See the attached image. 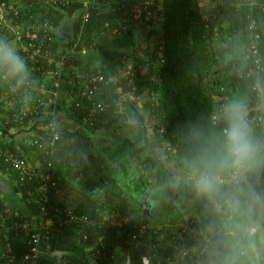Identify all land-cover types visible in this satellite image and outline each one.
<instances>
[{
    "label": "trees",
    "instance_id": "16d2710c",
    "mask_svg": "<svg viewBox=\"0 0 264 264\" xmlns=\"http://www.w3.org/2000/svg\"><path fill=\"white\" fill-rule=\"evenodd\" d=\"M252 2L210 0L208 8L203 11L195 0H153L148 4L142 3L141 10L136 11L134 4L126 0H97L84 24L81 20V0H57L51 7L52 2L46 5L48 8L39 22H47L55 29L64 16L76 14L73 30L76 37L80 34L76 52L84 47L98 48L109 24L121 23L130 32L135 22H141L140 26L145 28L146 33L142 35V43L155 36L157 65L156 70L150 68L147 75H142L140 66L143 61L133 53L125 64V69L132 65L130 83L126 87H122L121 77L113 78L107 72L100 71L106 79H110L107 84L102 83L101 90L92 99L79 93L71 106L73 114H78L77 122L82 124V132L61 128L51 147H46L43 141L41 146H33L43 164L52 162L50 181L55 184L50 188L51 207L69 211L73 217L71 219V215L65 212L60 214L53 210L44 217L52 219L53 224L43 229V235L48 239L49 255L39 259L41 264H55V258L50 255L54 253L61 256L59 264H112L115 263L116 249L139 263L143 257H147L149 264H169L174 261H179V264H197L195 256L188 254L183 257L181 253L185 246L199 247L201 242L198 239L201 237L192 238L190 231L181 226L174 230L168 229L161 240L150 228V225L159 223L157 220L163 222L161 194L157 193L159 189L151 187L150 179L157 177L156 161L162 163V167L170 163L185 174V161L192 157L197 144L209 138L215 130L212 113L230 100L221 87L222 79H230L234 88H240L248 95L245 102L249 105V119L252 120L254 134L264 139V98L253 89L257 81L264 84V71L258 76L250 72V68L255 70V59L250 50L253 36L249 31L251 21L257 19L260 21L257 24L260 31H264V0ZM20 12L17 16L13 15L14 19L11 18L13 23L22 21ZM157 26L161 28L159 32ZM0 29L2 36L5 27ZM259 29L257 32L260 34ZM49 36L56 37V31H49ZM217 36H222L225 50L215 44ZM73 42L69 41L70 49ZM50 43V51L56 52L59 43L55 40ZM20 54L24 55L22 50ZM215 65L219 67L215 69ZM261 65L264 67L263 62ZM78 69L72 68L67 78L70 82L71 79L74 81L72 87L68 84L72 94H76L79 88L84 89L77 83L76 72L81 71ZM30 73V79L38 80L40 77L39 72L30 69ZM37 80L35 83L40 86ZM5 85L2 84L3 89ZM119 89L126 94L143 95V111L146 113L144 115L133 106L132 116L136 122L125 123L123 127L117 125L118 120L113 115ZM214 95L217 96V104L213 101ZM35 97V92H32L29 100L31 108H34ZM92 100L107 107L92 113ZM124 101L129 103V98ZM255 113L262 118L261 121ZM146 120L152 123L151 142L146 130L143 131L142 144L141 141L136 145L122 141L119 133L123 135L137 131ZM39 122L34 123L33 128ZM9 124L17 127L14 122ZM102 128L113 134L112 139L90 131ZM113 140L117 143L116 147L111 145ZM146 144L152 155L150 152L144 153L148 147ZM0 145L16 151L10 144L8 147L0 142ZM48 151L51 153L47 154ZM4 164L18 183L20 197L16 201L23 205V209L20 214L11 215L14 217L11 229L0 231V244L10 245L15 252L12 264H18L19 256L28 250L25 243L27 231L23 229V224L28 223L32 228L34 222L41 220L40 206L34 198H39L43 179L34 176L20 183L18 173ZM133 164L145 167L147 174L129 171L130 165L134 167ZM62 169H66L71 176H61ZM165 170L169 173L170 185L175 187L178 194L188 198L195 196L186 180L178 182L176 176L167 168ZM256 177L264 179V172ZM147 190L153 198H160V211L154 220L142 212ZM258 190H262V187ZM2 215L7 217L5 211ZM105 217L108 219L105 220ZM184 225L197 228L206 236L203 222L193 219ZM243 246V264H264V238L257 236L245 240Z\"/></svg>",
    "mask_w": 264,
    "mask_h": 264
},
{
    "label": "crops",
    "instance_id": "0c3cea01",
    "mask_svg": "<svg viewBox=\"0 0 264 264\" xmlns=\"http://www.w3.org/2000/svg\"><path fill=\"white\" fill-rule=\"evenodd\" d=\"M49 2H52V4H50L51 7L57 2V0H35L30 2L29 0H8L6 2L9 7H14L18 12L21 11L20 15H22V23H13V14H8L6 16L4 29L5 32L3 33L5 38L9 39L15 44L19 52L23 49V46L27 41L26 38L24 39L23 37L37 32L41 34L42 24L44 22L40 24L39 21L41 16L45 13L44 10L48 8L46 5L48 6ZM75 15L71 17L64 16L57 29L52 28V25L49 26L50 31H56V37H53L52 40H55L59 43V47L56 49L54 54L57 57L64 56L65 63L59 68V70L54 67L52 68L53 70L46 72L41 78L40 87L44 104L42 113L37 119V122H40L35 125L34 128L33 126H30L32 128L25 130L17 128L16 126H10L8 117L13 111L11 105L0 108V142L2 144H6L8 147L11 145V147L16 150L15 153L23 155L27 159L28 164L38 170H43L45 164L41 162L42 160L40 159V156L33 150V143L35 140L45 136L49 132L48 128L50 125L54 124L59 129L63 128L70 129L71 131L82 132V124L77 122L78 118L76 115L78 114H73L71 111L73 101L77 98L79 93L81 94V92L78 89L76 94H72L71 90L68 89L69 81L67 78L69 71L72 68L75 69L78 67L81 70L85 68L92 72H100L103 70L113 78L121 77L122 72L125 69L127 59L133 55L129 52L130 49L133 50V45L135 49L136 45L139 47V43H142V35L144 32L143 26H134L131 28L130 32H128L127 27L123 26L121 23L119 24L122 27L119 30H114L112 25L115 26L116 24H111V26L105 31V36H103V40L98 48L93 49L90 46L82 48L79 52H71L69 41L73 42L76 39L73 30L76 18ZM59 29L70 31L73 35V40H68L57 35V31ZM116 32H118L120 35H123V37L118 40H114L113 37L108 38V36L110 37L113 34L115 35ZM125 37L128 38L126 40L127 42L123 41ZM50 47L51 45H48L49 50ZM138 47H136V49H138ZM134 52L135 51H133V53ZM129 66L130 65H128V67ZM55 71H57L56 74L53 73ZM123 77L124 76L121 78ZM70 86L72 87V85ZM0 87L1 93L4 90L3 86ZM117 108L118 104H116L113 114H115ZM90 131L95 134L109 133L106 132L104 128ZM112 135H110L108 138L112 139ZM39 140H42V138ZM122 141L124 140L122 139ZM158 163L159 161H156V173L159 176L161 174L162 179L158 177L160 186H157V189H159L157 193L161 194V213L163 222H161V220H157L159 223L150 225V228L161 240L165 238L168 229H177L187 221H191L193 219L203 222L205 229L207 230L208 227L213 223V215L207 202L198 198L196 194L192 198H188L183 194H178L175 191V187L169 183V173L167 170H165V168H160ZM60 174L64 177L69 175L71 176V174H68L66 169H62ZM12 177V172L9 171L7 166L0 161V211H5L7 216L6 218H9V216H11L13 213L14 215L20 214L21 210L23 209V205L16 201V198L20 197L19 186L17 181ZM184 177L185 174L183 172H178L176 179L178 182L180 180L182 182L185 180ZM75 180L78 181L77 176H75ZM113 190L116 191V188L113 187ZM98 194H100V192ZM107 219L108 218L105 217V220ZM52 224V219L45 218L43 220L44 228L49 227ZM166 244L171 243L167 242ZM119 252L121 253L120 250H116L115 252V264H122L125 262L127 257L125 256L121 260L118 256ZM50 255L51 257L56 258L55 264L61 263L60 254L54 253ZM132 264H139V262L132 261ZM169 264H179V261L170 262Z\"/></svg>",
    "mask_w": 264,
    "mask_h": 264
},
{
    "label": "clouds",
    "instance_id": "9594fccd",
    "mask_svg": "<svg viewBox=\"0 0 264 264\" xmlns=\"http://www.w3.org/2000/svg\"><path fill=\"white\" fill-rule=\"evenodd\" d=\"M30 68L15 44L0 37V83L28 84ZM264 98V84L257 81ZM215 130L185 161V180L214 217L206 231L202 264H243V242L264 238V191L254 177L264 171V139L254 134L243 99L223 103L211 116Z\"/></svg>",
    "mask_w": 264,
    "mask_h": 264
},
{
    "label": "built area",
    "instance_id": "2783aa9c",
    "mask_svg": "<svg viewBox=\"0 0 264 264\" xmlns=\"http://www.w3.org/2000/svg\"><path fill=\"white\" fill-rule=\"evenodd\" d=\"M81 20L82 23H86L89 19L90 10L91 8L97 4V0H81ZM250 4H252V0H248ZM8 14H13L17 16L18 11L14 7H9L5 2H0V27H5L6 22V16ZM260 21L252 20L249 26V31L251 30V35L253 36L252 42H251V49L252 54L254 56V65L255 70L250 68V72L256 73L258 76L260 73L264 71V67L261 65V62L264 63V55L262 56V50H264V39L262 41L261 35L264 33V31H260L257 24H259ZM259 29L260 34L257 32ZM1 30V29H0ZM50 27L47 22H44L42 24V32L41 34L39 32L34 34H28L25 36L26 43L23 46V57L25 60L29 63V68L33 71L39 72L40 77H43L44 74L50 70H53L52 68H56L59 70L60 67L65 63V57H57L55 56L54 52H51L48 49V45L52 41V37L49 36ZM0 37L1 33H0ZM80 42V34L76 37L74 40L72 46H71V52H75L77 50L78 44ZM261 43V46L259 44ZM260 47V48H259ZM57 73V71L53 72ZM39 77V78H40ZM37 79H30L28 84L25 86H22L18 89H14L10 87L9 85H6V87L3 89L4 91L0 93V108H3L5 106L11 105L12 107V115H9L8 121L14 122L15 125H17V128L20 129H30L33 126L34 123L37 122V119L40 117L42 110H43V98H42V91L41 87L36 85ZM110 79H106L100 72L96 71H84L81 74H79L77 83L82 85L84 88L83 90L81 88V95L88 97L89 99H92V97L99 93L101 90L100 86L102 83L107 84V82ZM38 82L41 81V79L37 80ZM69 84L71 82L69 81ZM84 85V86H83ZM0 86H2V83H0ZM255 91H257L256 86L253 88ZM32 92H35V98H34V108H31L29 104V100L31 98ZM257 94L260 93L257 91ZM33 99V98H32ZM107 106L102 104L101 102H94L92 100V113L102 111ZM41 110V112H39ZM259 120L261 121L262 118L259 117L258 113H255ZM11 116V117H10ZM25 118H27L25 123ZM250 120V119H249ZM252 122V120H250ZM49 132L43 136L40 137L42 140L34 141V145L41 146L43 141L46 143V147H51L55 140L58 138V131L59 128H57L54 124L50 125L48 128ZM51 151H48L47 154H50ZM0 161L4 162L10 167L13 171H16L19 175V181L22 183L26 179H32L34 176H40V178L43 179L40 188H39V198H34L37 203H39V211H40V218L41 220L39 222H34L32 228L29 227L28 223L23 224V229L27 231L26 237H25V243L28 247V250L21 254L18 258V264H41L39 262V259L41 257H45L49 255V251L47 249L48 245V239L43 235V220L44 217L47 215V213L50 210H53L57 213H63L65 212L66 215H71L69 211L62 210L60 208H52L50 204V188L54 186V182L50 181L51 179V168H52V162L48 161V163L45 165L43 170H38L28 164L27 159L21 155L17 154L13 151H10L8 148H3L0 145ZM254 181L256 182L257 187H262L261 191H264V179H260L259 177H254ZM27 202H30V198L27 199ZM73 219L72 215L70 217ZM7 218L2 215V212L0 211V231L5 229H11L13 227L12 225L9 226V221L6 220ZM9 220V219H8ZM7 227V228H6ZM181 227V226H180ZM184 229H187V231H190L192 238L199 236V242H201V245L199 247H194L192 245L185 246L182 248L181 255L183 257L187 256L188 254H192L197 259V264H202V261L204 259V248L206 246V236L203 235V232L198 230L197 228H191L186 225H182ZM15 261V252L10 247L9 244H0V264H12ZM149 258L143 257L142 261L139 264H149ZM115 264V263H112Z\"/></svg>",
    "mask_w": 264,
    "mask_h": 264
},
{
    "label": "rangeland",
    "instance_id": "374dc122",
    "mask_svg": "<svg viewBox=\"0 0 264 264\" xmlns=\"http://www.w3.org/2000/svg\"><path fill=\"white\" fill-rule=\"evenodd\" d=\"M126 1L133 3L134 4V8L136 9V11H138V10L140 11L142 3L148 4V3H151L153 0H126ZM195 1L198 2L199 6L202 8L203 11H205L208 8L209 4H210V0H195ZM114 24H116L115 26L112 25L114 30H119L122 27L119 23H114ZM140 24H141V22H138V23L135 22L134 25L138 26ZM110 26H111V24H109L107 28H109ZM157 30L159 32L161 30V28L159 26H157ZM144 32H145V28H144ZM144 32H143V34H146ZM103 36H105V35H103ZM112 37L114 38V40H118V39H121L123 37V35H120L118 32H116L115 35L113 34L110 37L108 36V38H112ZM127 39L128 38L125 37L123 39V41L127 42L126 41ZM214 42L217 45V47H222V48H224V50L226 49V47L222 44L223 43L222 42V36L215 37ZM154 44H155V36H151V38H149L148 40H145L144 43H141V44L139 43V47L136 45L135 49H134V45H133V50L130 49V51H129L132 54H133V51H135L134 53H136V56H138L139 58L142 59L143 64L140 66V70H141V74L142 75H147L150 68H153V69L156 70V65L157 64H156V61H155L156 53H155V49H154ZM136 47H138V49H136ZM217 67H219V66L215 65V69ZM131 68H132V65H131ZM131 68H130V66L129 67L127 66V68L124 69L123 72H122V76L127 78V79H123L124 77L121 78V80H122L121 83L123 84L122 87H126L127 84L129 85V83H130L128 81H130V75L132 74V69ZM84 71L85 70H81V71L76 72L77 76L79 77V74H81ZM86 71H89V70H86ZM41 78L42 77H40L38 79H41ZM70 85H72V86L74 85L73 79H71V84ZM221 87H223V91H226L225 93L228 95L229 99H231V100L232 99H243L244 101L248 100V95L245 92H243V90H241L240 88H234V84H232L230 79H226V78L222 79ZM123 91L124 90H122V89L117 90V93H118L117 94L118 108L116 109L115 114H113L116 117V119L118 120L117 125H120V127H123L125 123L127 124V123H135L136 122L134 116H132L134 114V110H133V104H131V101L134 102L136 107L140 108V109L138 108L140 112H143V114L146 115V113H144V111H143V102H144V98L143 97L144 96L143 95L142 96H135L131 92L126 94ZM128 98H129V101H128ZM124 100H127L129 103H124L125 102ZM213 101H214L215 104L218 103V99H217L216 95L213 96ZM121 104H123V105H121ZM258 110H260V107H258ZM145 130L147 131L146 133H147L149 142H151V140L153 138L152 123L147 121V120H146V123L144 125H142V126L140 125V128L137 131H134V132H130L129 131L126 134H123V135L121 133H119V136L124 141H129V142H127L128 144L131 143L133 145H136L139 141H141L140 143L142 144L143 143V131H145ZM105 135L110 136V135H112V133L109 132L108 134H105ZM106 144L108 145L109 142L106 143ZM111 145H112V147H116L117 146L116 141L113 140ZM146 145L148 146V144H146ZM144 153L145 154L149 153V154L152 155V151L149 150V146L147 147V149H146V151ZM166 164H170V163H165L163 167H162V163H158V166L160 168H165L166 169L167 168ZM173 168L175 169V167H173ZM129 171H133L132 173H134V174H140V175H146L147 174L145 167L142 168L139 165L138 166L134 165V167H132L130 165ZM175 171L178 173L179 170L177 171L175 169ZM156 172H157V169H156ZM156 176H157L156 178L150 179L151 187L152 188L154 187V189H157L158 185L160 186V182H159V178L158 177H160V179H162L161 178V174L159 176L156 173ZM148 178L149 177H147V179ZM8 219H9L8 221L10 223L8 227H10V225H12V223H13L14 217L13 216H9ZM116 250H120V249H116ZM116 250H115V252H116ZM115 252H114V258H115V255H116ZM257 252L260 253V250H258ZM118 256L122 260L127 255H125L122 252L121 253L119 252ZM55 260H56V258H55Z\"/></svg>",
    "mask_w": 264,
    "mask_h": 264
},
{
    "label": "water",
    "instance_id": "95a60500",
    "mask_svg": "<svg viewBox=\"0 0 264 264\" xmlns=\"http://www.w3.org/2000/svg\"><path fill=\"white\" fill-rule=\"evenodd\" d=\"M57 35L65 38V39H68V40H73L72 33L70 31H66L65 29H59L57 31ZM131 103L134 106H136L133 101H131ZM248 107H249V105H248ZM137 108H139V107H137ZM166 167L172 175L177 177V172L175 171V169L173 168V166L171 164H166ZM160 206H161L160 198H156V199L153 198L151 196L150 192L147 190L145 193V197L143 199V203H142L143 214L146 217H148L149 219L154 220L157 212L160 211ZM122 264H132L131 258L129 256H127L125 262H123Z\"/></svg>",
    "mask_w": 264,
    "mask_h": 264
}]
</instances>
